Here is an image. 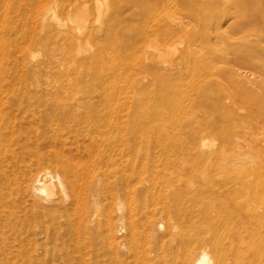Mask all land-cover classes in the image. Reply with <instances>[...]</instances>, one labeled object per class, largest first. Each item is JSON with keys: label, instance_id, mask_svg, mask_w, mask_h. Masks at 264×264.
<instances>
[{"label": "bare ground", "instance_id": "bare-ground-1", "mask_svg": "<svg viewBox=\"0 0 264 264\" xmlns=\"http://www.w3.org/2000/svg\"><path fill=\"white\" fill-rule=\"evenodd\" d=\"M53 2L28 26L29 1L0 0L1 235L63 217L102 227L104 264H264V0ZM191 69V108L131 137L132 100Z\"/></svg>", "mask_w": 264, "mask_h": 264}, {"label": "rangeland", "instance_id": "rangeland-1", "mask_svg": "<svg viewBox=\"0 0 264 264\" xmlns=\"http://www.w3.org/2000/svg\"><path fill=\"white\" fill-rule=\"evenodd\" d=\"M27 1H29V4H27L25 6L26 7L25 12L27 13V16L29 17L28 26H33L35 24L33 17L35 16L34 19L36 18V16H37L36 13H38V11H40V9L46 8L48 5L50 6V4H52L53 1L55 2L57 0H50V1L49 0H40V1H45L44 6H46V3H48V5L46 7H44V6H42L44 3L42 4V2H41L40 3V5L42 4L41 8H40V5L38 4V2H40L39 0H35L36 3H34L35 1H32V0H26V2ZM66 1L67 0H58L57 3H63V2L66 3ZM124 1L126 2L127 0H124ZM221 1H222L221 6H227V8H230V10L232 12H233V10L238 9L237 6L232 4V3H234V0H221ZM35 7H38L37 12L35 10L36 9ZM134 10H135V8L131 7V8H129V10H127L128 12L126 11V13H131ZM139 19H140L139 16H136V18L134 20L130 19L129 20L130 22L128 21V23H127V25H129V26H127L128 30H130L133 27L136 28V27L143 26L144 25L143 21L142 20L140 21ZM263 43H264V41H263ZM177 45H179L177 42L174 43L175 48L173 47V49H172L173 52L175 50H177V48H176V47H178ZM52 47H53V44L48 45L46 47L45 51L47 53H49L50 50H52ZM127 56H128V57H126L127 61H133L132 59H133L134 55L132 56V54H130ZM130 56L132 58H130ZM138 56L140 57L139 59L141 60L142 54H140ZM143 56H144V54H143ZM261 62H264V58H262ZM192 76H193V70L191 69V71L188 74L177 79V81H176L177 82V91L174 93V95L172 97H171V95H168L167 97H161L159 99L157 98V99H154L153 101L151 99H149V102L146 105L145 104L142 105V103L140 104L139 101H141V99L136 98L135 100H132V102L130 100V102H131L130 106L131 107H129V109H127L128 118H129L127 129L129 131V133L130 132L132 133L131 137L136 138L133 135V132L137 133V131H139L138 128L141 127V126H139V124L142 125L143 123H145V121L150 120V121L155 122L154 124H158L159 126L161 125V127H165V126L169 127L168 118L170 116H171V118H173L174 116L180 117L183 115V113L186 109L189 110L191 108V106H190L191 97H190V95L189 96L187 95V90H185V88L187 86L188 80L191 81ZM181 91H183V94L184 93L185 94L184 95L181 94L182 93ZM205 92L207 94L211 93V95H212L214 92V89H213V87H209ZM180 94L182 96H180ZM142 98H144V96ZM248 98H255V97L250 95ZM252 100L253 99H251L250 102ZM142 101L144 102L147 100L144 99ZM181 102L182 103L184 102V104H182ZM167 103H168V108H166ZM179 103L182 105V107ZM242 104L243 103H240V105L235 104L236 107L233 108V111H231L230 109L229 110L224 109L223 112L225 115H234L235 114V115L246 116L250 112V110H249L250 109L249 108L250 103H245L243 105ZM144 105H145V107H142ZM177 107H179V109L176 111ZM182 108H185V110ZM164 109H167L166 113L163 111ZM130 116H133V117H130ZM259 125H260L259 127H256L257 128L256 133L259 136L260 135L262 136V134H264V123H260ZM143 126L144 125H142V127ZM142 127L140 129H142ZM143 128H145V127H143ZM238 130H239L240 134H243L244 132L247 131V129L244 127H242V128L238 127ZM155 133H156V131L154 129L150 128V134L154 135ZM163 133L166 134L168 132L164 131ZM209 138L215 139L216 137L211 135ZM149 144H150V146H149ZM184 144L186 145L185 149H184V153L185 154L190 153L191 144L188 142H186V143L184 142ZM138 145H139L138 146L139 147L138 148L139 154L143 155V154H146V152H147L146 150L151 152V150L154 149L155 143L145 141V142L140 143ZM131 156H133V155H131ZM73 215L71 216L72 221H73V218L75 217V215L74 216ZM62 218L58 217L57 221L54 223V225L50 224V222H47L48 223V229H49L48 235H44V234L39 235L38 234V230H41V228L43 229V227H45L44 224H42V223L27 222V221L23 220V217H19L17 219H14L13 222L16 224L17 229L16 228L13 229L14 231L12 232V230H10L6 227L5 230L8 229L9 231L7 230L4 233L2 232L3 233L2 235L0 233V257H1L0 258V264H104L103 259H104V251L105 250L103 247L104 246V244H103L104 243V235H103L102 227L100 225H92L91 228L86 227V226L76 228V227H73V224L71 225L70 221L66 220L65 218H63V219H65V223H64V220ZM17 222L18 223L20 222L21 224L20 223L19 224L21 226ZM58 223H60V224L56 225ZM25 226L27 228H25ZM61 226H62V228H59ZM18 228H20L21 230ZM17 235H18V237H17ZM5 237H8L10 239L5 238ZM18 242H21V243H18ZM4 243H5V245H4ZM7 246H9V247H7ZM90 254H92V255H90ZM85 257H86V259H85ZM73 259H75V260H73Z\"/></svg>", "mask_w": 264, "mask_h": 264}]
</instances>
